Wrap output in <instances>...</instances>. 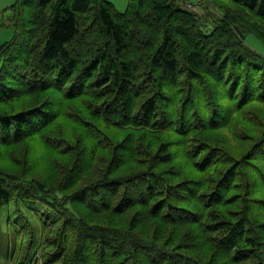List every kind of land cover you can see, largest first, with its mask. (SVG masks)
I'll use <instances>...</instances> for the list:
<instances>
[{"label": "trees", "instance_id": "obj_1", "mask_svg": "<svg viewBox=\"0 0 264 264\" xmlns=\"http://www.w3.org/2000/svg\"><path fill=\"white\" fill-rule=\"evenodd\" d=\"M0 28V264H264V0H15Z\"/></svg>", "mask_w": 264, "mask_h": 264}, {"label": "rangeland", "instance_id": "obj_2", "mask_svg": "<svg viewBox=\"0 0 264 264\" xmlns=\"http://www.w3.org/2000/svg\"><path fill=\"white\" fill-rule=\"evenodd\" d=\"M115 6L116 8L121 11V12H124L126 11L127 7H128V3H129V0H110ZM192 2H195L197 0H191ZM0 29H4V28H0ZM6 35L8 33H5ZM6 35H4V33H0V45L1 43L3 42L4 39H6ZM247 42L253 47L255 48L256 50H258L259 52L261 53H264V43L262 41H260L259 39H257L254 35H250L248 38H247ZM3 63L2 61H0V67H2ZM35 157L37 158L39 155H41V150L39 149V147H37V150H35V153H34ZM37 208V207H36ZM38 209V208H37ZM37 209H34L35 211L32 212V214L37 218L38 217V211ZM4 214V217H3V220H4V225L6 226L7 223H8V218L11 217V220L12 222L14 223V230L13 232H17V230H21L22 231V228H21V222L17 216V212H13V211H8V208L4 210L3 212ZM38 220V218H37ZM7 230V229H6ZM24 238L21 237L20 238V243L21 241L23 240Z\"/></svg>", "mask_w": 264, "mask_h": 264}, {"label": "crops", "instance_id": "obj_3", "mask_svg": "<svg viewBox=\"0 0 264 264\" xmlns=\"http://www.w3.org/2000/svg\"><path fill=\"white\" fill-rule=\"evenodd\" d=\"M110 1V0H109ZM15 2V0H0V13L4 10H6L7 8H9L11 5H13ZM0 33H4V35H6L5 33H8L6 35V39L3 40V42L1 43L0 47L10 41L13 38V31L9 30V29H0Z\"/></svg>", "mask_w": 264, "mask_h": 264}]
</instances>
